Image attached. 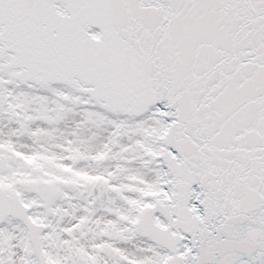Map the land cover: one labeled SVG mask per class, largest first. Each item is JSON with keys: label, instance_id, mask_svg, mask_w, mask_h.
I'll return each mask as SVG.
<instances>
[{"label": "snow or ice", "instance_id": "1", "mask_svg": "<svg viewBox=\"0 0 264 264\" xmlns=\"http://www.w3.org/2000/svg\"><path fill=\"white\" fill-rule=\"evenodd\" d=\"M0 264H264V0H0Z\"/></svg>", "mask_w": 264, "mask_h": 264}]
</instances>
